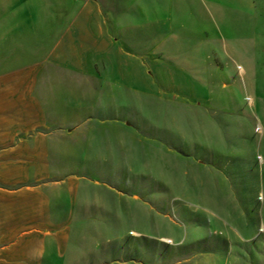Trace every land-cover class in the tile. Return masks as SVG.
I'll return each instance as SVG.
<instances>
[{
    "label": "rangeland",
    "instance_id": "1",
    "mask_svg": "<svg viewBox=\"0 0 264 264\" xmlns=\"http://www.w3.org/2000/svg\"><path fill=\"white\" fill-rule=\"evenodd\" d=\"M258 4L185 22L205 76L122 50L96 71L0 64V264H264Z\"/></svg>",
    "mask_w": 264,
    "mask_h": 264
},
{
    "label": "crops",
    "instance_id": "2",
    "mask_svg": "<svg viewBox=\"0 0 264 264\" xmlns=\"http://www.w3.org/2000/svg\"><path fill=\"white\" fill-rule=\"evenodd\" d=\"M44 3L0 0V64L4 70L44 62L51 67L58 61L68 70L96 71L105 54L122 50L143 60L159 58L171 65L170 69L178 76L184 62L195 69L204 60L202 45L206 40H200L199 36L186 41L187 20L198 27L213 22L221 29L231 28L237 18L247 19L259 8L258 0H44ZM199 69L198 77L210 73V69Z\"/></svg>",
    "mask_w": 264,
    "mask_h": 264
}]
</instances>
